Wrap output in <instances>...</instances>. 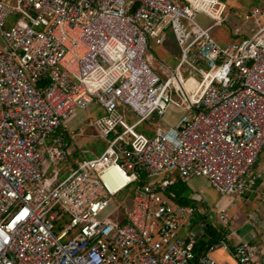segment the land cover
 Segmentation results:
<instances>
[{
  "label": "built area",
  "instance_id": "built-area-1",
  "mask_svg": "<svg viewBox=\"0 0 264 264\" xmlns=\"http://www.w3.org/2000/svg\"><path fill=\"white\" fill-rule=\"evenodd\" d=\"M226 11L223 0H0V264H230L215 250L264 264L261 246L232 249L227 237L197 256L179 236L196 208L170 193L201 177L234 203L258 186L264 2L233 22ZM199 15L235 40L218 44ZM168 32L179 52L163 79L147 52ZM171 107L188 114L164 126ZM97 108L90 125L105 148L79 152L74 119ZM127 190L130 204L102 216ZM218 224L229 227L228 210Z\"/></svg>",
  "mask_w": 264,
  "mask_h": 264
},
{
  "label": "crops",
  "instance_id": "crops-1",
  "mask_svg": "<svg viewBox=\"0 0 264 264\" xmlns=\"http://www.w3.org/2000/svg\"><path fill=\"white\" fill-rule=\"evenodd\" d=\"M223 1L227 5L226 1ZM255 171L259 174L256 191L244 195L242 199L234 203L233 199L219 196L208 180L204 182L193 178L188 183L180 182L183 187L178 190L179 196L174 199L175 202L196 208V213L191 221L181 229L179 236L193 239L198 244L207 243L208 238H205V232L210 223L221 229L222 239L227 237V242L232 249L240 242L257 244L264 249V151L259 155ZM189 186H192L194 190L192 194H187ZM210 191L215 195V199L212 198ZM219 201L220 205L216 207L218 210L213 211L212 208ZM224 210H228L230 216L228 228L218 224V215ZM230 255L222 250L212 252V256L219 262L237 264Z\"/></svg>",
  "mask_w": 264,
  "mask_h": 264
},
{
  "label": "rangeland",
  "instance_id": "rangeland-1",
  "mask_svg": "<svg viewBox=\"0 0 264 264\" xmlns=\"http://www.w3.org/2000/svg\"><path fill=\"white\" fill-rule=\"evenodd\" d=\"M227 3V11L225 14V19H229L230 22L236 21L241 19L245 14H247L252 8L260 7L264 0H225ZM199 24L208 30V33L210 36L221 46H226L232 41L235 40V38L232 36L230 31V25L227 23H216L212 21L211 19L199 15L198 17ZM8 28L12 27V20H9V23L7 25ZM179 49L175 40L174 35L171 32L167 33V41L163 46H155L154 44L147 52V57L150 59V62L152 64V69L157 74H159L163 79L167 77V68L162 66L163 63L167 64V67L170 69L174 67V57L178 55ZM120 113L125 117L126 122L129 125L134 124L137 121V118L127 109V108H120ZM188 113H186L183 109H178L175 107H171L166 116L163 120L164 126H176L178 123L182 122ZM101 116V110L97 108L96 111L89 113V111L85 112H79L76 118L74 119L73 126H79L82 130L78 141H77V149L80 150H87L90 152V154L94 155H100L104 148L105 144L102 140H100L94 130L92 129L90 123ZM136 131L140 134H143L147 137H150L153 133L154 129L149 126L147 123H143L139 125L136 128ZM76 157L72 158L71 164H74L75 161H80L82 157ZM88 158H91V155L87 156ZM67 172L66 175L70 174L71 169L67 167H63L61 169V173L64 174ZM196 180L200 181H207L205 178H196ZM190 185V183H189ZM201 189V187H200ZM192 186H189L187 194H192L193 192ZM210 194L213 199H215V195L213 193ZM133 193L130 191H126L125 193L121 194L120 196L113 199L112 204L110 208H108L102 216H112L111 213L114 211V209L117 206L120 205H129L130 201L132 199ZM223 202V201H221ZM220 205L217 203V205L212 208L213 211H216V207ZM219 209L221 207H218ZM218 210V209H217ZM211 215L210 213H208ZM67 219V218H66ZM66 220H61L59 222L55 223L54 227V233L58 235L65 227Z\"/></svg>",
  "mask_w": 264,
  "mask_h": 264
},
{
  "label": "trees",
  "instance_id": "trees-1",
  "mask_svg": "<svg viewBox=\"0 0 264 264\" xmlns=\"http://www.w3.org/2000/svg\"><path fill=\"white\" fill-rule=\"evenodd\" d=\"M180 187L182 188L183 185L182 183L178 182L174 186L171 187L170 193L174 195V199L178 198L179 196V189ZM223 232L221 229H218L215 225L213 224H208V227L206 228L205 232V238H208L207 243H202V244H195V252L197 251V256L206 254L210 248H212L215 244L219 242V240L222 239Z\"/></svg>",
  "mask_w": 264,
  "mask_h": 264
}]
</instances>
